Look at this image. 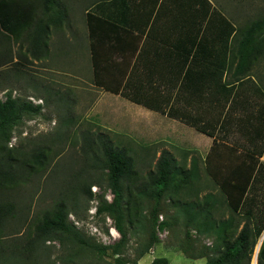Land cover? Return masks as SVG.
<instances>
[{"label": "rangeland", "instance_id": "obj_1", "mask_svg": "<svg viewBox=\"0 0 264 264\" xmlns=\"http://www.w3.org/2000/svg\"><path fill=\"white\" fill-rule=\"evenodd\" d=\"M241 3L247 9H242L240 16L224 18L230 32H236L234 38L264 18V0ZM67 32L65 27L62 33ZM24 35H7L0 28V102L10 96L41 110L21 119L7 147H22L26 152L43 148L48 160L43 168L28 173L25 183L11 188L9 200L21 215L12 216L0 234L6 241L25 244L43 214L60 202L70 212L66 221L90 242L112 246L120 240L113 221L95 212L100 199H113L107 171L101 167L103 156L96 135L108 138L116 148H124L137 173L132 181L123 182L126 240L120 256L127 262L150 264L155 258H165L167 264H204L213 240L203 226L207 197L214 203V219L226 220L232 215L235 221L241 220L237 232L247 213L251 215V227L264 220V57L253 64L248 78L236 82L229 73L226 75L225 82L235 83L233 96L225 92L206 98L207 121L203 119L201 124L189 113L191 119L185 123L173 117V112H125L128 105L119 98L96 114L89 107L87 86L71 87L67 67H61L63 90H43V77L47 75L42 69L47 65L31 61ZM72 45L58 54L60 64L67 63L66 59L79 61V46ZM56 91L61 98L51 95ZM199 127H205L211 136ZM87 137L94 140L90 149L84 144ZM163 150L170 153L178 168H193L194 175L187 184L154 200L139 189ZM247 177L248 187L242 185ZM154 238L158 242L145 251ZM263 239L264 231L254 246L250 264ZM115 258L110 249L102 253L81 249L78 244L50 241L39 243L30 264H115Z\"/></svg>", "mask_w": 264, "mask_h": 264}, {"label": "crops", "instance_id": "obj_2", "mask_svg": "<svg viewBox=\"0 0 264 264\" xmlns=\"http://www.w3.org/2000/svg\"><path fill=\"white\" fill-rule=\"evenodd\" d=\"M241 2L70 0L66 21L50 33L47 56L31 61L47 65L42 69L47 75L43 90L64 88L61 67H67L71 87L87 86L89 107L96 114L114 98L127 103L125 112H160L127 98L131 96L188 119L192 113L202 124L207 121L206 98L225 94L222 84L228 73L235 79L239 42L224 18L240 16L247 9ZM65 27L68 32L63 34ZM72 44L79 46V61L65 58L67 63L60 64L58 54ZM52 94L62 97L57 91Z\"/></svg>", "mask_w": 264, "mask_h": 264}, {"label": "trees", "instance_id": "obj_3", "mask_svg": "<svg viewBox=\"0 0 264 264\" xmlns=\"http://www.w3.org/2000/svg\"><path fill=\"white\" fill-rule=\"evenodd\" d=\"M67 8V1L63 0H0V28L5 34L11 36L25 32L24 41L27 44V51L33 60L39 61L47 56V42L51 31L66 21ZM235 40L239 42L237 63L234 66L237 82L250 77L248 73L253 64L264 57V18L254 22L244 31H240L234 38L236 43ZM222 85L225 92L232 96L233 85L227 82ZM127 98L149 109L165 112L162 106H156L148 100L131 96ZM40 110V106H33L31 103H25L10 96L0 102V234L4 232L12 216L21 215L20 210H16L17 205L9 200L11 188L18 183H25L26 175L43 168L48 160L47 150L43 148L26 152L22 147H7L12 130L21 119L25 115H36ZM172 116L189 123V119L183 114L173 113ZM198 129L211 136L205 127ZM95 137L103 156L101 167L107 171L108 186L113 195L111 202L100 199L95 212L98 215H106L113 221L120 240L112 246H100L90 242L72 223L66 221L70 212L67 205L60 202L51 212L43 214L40 222L35 226L33 237L25 244L20 245L16 240L6 241L5 237L0 236V264H30L31 256L35 254L39 243L44 244L50 241H58L60 244L63 242L78 244L81 249L87 248L102 253L110 249L113 256H116L115 264H135L121 258L120 252L126 240L123 182L132 181L137 173L133 168L131 157L127 155L124 148L114 147L108 138L101 135ZM93 142L91 137H87L84 144L90 149L93 147ZM252 170L251 167L250 171ZM193 175V168L183 171L177 167L170 153L163 150L153 171L148 172L139 193H143L142 195L147 198L159 200L168 191L173 192L176 186L187 184ZM248 179L249 177L243 182V186L245 183L247 187L250 186ZM87 193L91 199L92 195L88 190ZM204 207L206 210L203 226L207 234L213 238L211 246L207 248L209 254L205 256L204 264H250L254 246L264 231V220L251 227V215L247 213L245 222L237 232L241 220L235 221L232 215L226 220L214 219L211 215L214 203H210L208 197ZM156 242L158 240L154 238L145 251ZM142 255L143 253L139 257ZM167 263L165 258H155L150 264ZM257 264H264V239L257 255Z\"/></svg>", "mask_w": 264, "mask_h": 264}, {"label": "water", "instance_id": "obj_4", "mask_svg": "<svg viewBox=\"0 0 264 264\" xmlns=\"http://www.w3.org/2000/svg\"><path fill=\"white\" fill-rule=\"evenodd\" d=\"M261 244V243H260ZM260 247V246H259ZM258 250H259V248H257V250H256V253H255V256H254V264H256V259H257V253H258Z\"/></svg>", "mask_w": 264, "mask_h": 264}, {"label": "bare ground", "instance_id": "obj_5", "mask_svg": "<svg viewBox=\"0 0 264 264\" xmlns=\"http://www.w3.org/2000/svg\"><path fill=\"white\" fill-rule=\"evenodd\" d=\"M254 264V263H253Z\"/></svg>", "mask_w": 264, "mask_h": 264}]
</instances>
